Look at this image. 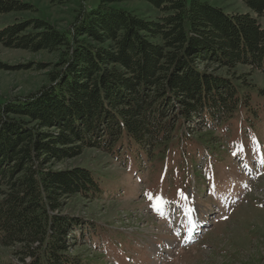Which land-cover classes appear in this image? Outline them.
Masks as SVG:
<instances>
[{"label":"trees","instance_id":"obj_1","mask_svg":"<svg viewBox=\"0 0 264 264\" xmlns=\"http://www.w3.org/2000/svg\"><path fill=\"white\" fill-rule=\"evenodd\" d=\"M240 1L255 17L200 0H99L64 33L37 19L0 30L6 48L58 53L47 85L0 104V245L16 264H95L74 250L90 251L92 223L63 211L76 197L101 200L99 176L83 166L53 169L86 149L141 171L175 167L177 193L211 172L219 131L235 121L244 133L262 111L251 76L264 75V0ZM130 2L158 15L123 9ZM29 10L0 0V15ZM122 257L148 262L143 252L136 262Z\"/></svg>","mask_w":264,"mask_h":264},{"label":"rangeland","instance_id":"obj_2","mask_svg":"<svg viewBox=\"0 0 264 264\" xmlns=\"http://www.w3.org/2000/svg\"><path fill=\"white\" fill-rule=\"evenodd\" d=\"M10 1L28 5L30 10L0 15V30L37 19L64 33L80 10L95 9L99 0ZM200 1L225 13L255 17L240 0ZM123 9L147 19L158 15L143 2L127 3ZM260 22L264 26V20ZM57 62L56 52L32 53L0 44V104L38 92L48 84V74ZM247 71L246 67L236 69L237 73ZM251 77L260 89L254 101L262 111L244 126V133L239 129L243 125L235 121L231 131H219L223 148H219L211 172L192 180L187 194H179L178 202L172 198L178 195L175 167L167 172L157 163L142 171L122 167L93 149L56 165L54 170L83 166L95 171L104 191L99 201L84 202L76 197L64 203L63 213L84 223L90 221L96 232L86 239L88 245L91 243L90 251L84 247L74 250L93 256L95 264H113L116 257L118 264H125V254L136 262L142 252L147 254V264H264V75L255 72ZM238 152L246 155L242 162L240 155L235 156ZM202 159L196 161L199 170ZM159 177L165 181L158 182ZM102 248L106 249L103 259L99 255ZM0 264H16L10 250L1 245Z\"/></svg>","mask_w":264,"mask_h":264}]
</instances>
